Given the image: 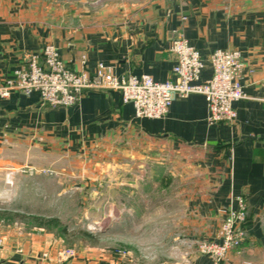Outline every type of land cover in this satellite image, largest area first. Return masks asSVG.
<instances>
[{
	"label": "crops",
	"instance_id": "obj_1",
	"mask_svg": "<svg viewBox=\"0 0 264 264\" xmlns=\"http://www.w3.org/2000/svg\"><path fill=\"white\" fill-rule=\"evenodd\" d=\"M25 2L0 0V81L31 56L42 59L45 44L55 45L75 71L93 73L103 64L119 78L148 75L160 82L175 79V37L200 51L201 81L212 74L215 49L241 52L246 97L233 103V124L210 123L199 93L175 98L163 118H147L113 89L87 90L68 107L44 106L37 92L15 91L0 100V150L4 140L31 136L76 152L98 146L141 167L155 156L152 169L168 173L176 189L156 192L162 203L152 213L145 209L150 215L143 225L162 232L158 246L177 249L171 264H214L198 252V243L216 237L238 197L247 204V238L219 264H264V0H143L120 18L77 11L52 19L34 14ZM61 248L49 234L0 242V264H136L108 251L61 260Z\"/></svg>",
	"mask_w": 264,
	"mask_h": 264
},
{
	"label": "rangeland",
	"instance_id": "obj_2",
	"mask_svg": "<svg viewBox=\"0 0 264 264\" xmlns=\"http://www.w3.org/2000/svg\"><path fill=\"white\" fill-rule=\"evenodd\" d=\"M27 1L34 14L52 19L77 11L120 18L143 0ZM2 143L0 242L19 244L49 234L62 246L59 252L108 251L136 264H171L177 249L158 246L162 232L154 225L150 228L153 223L143 225L150 209L162 203L156 192L176 189L168 173L152 169L155 156L141 167L134 159L124 162L122 154L98 146L76 152L31 136ZM51 218L59 223H38Z\"/></svg>",
	"mask_w": 264,
	"mask_h": 264
},
{
	"label": "built area",
	"instance_id": "obj_3",
	"mask_svg": "<svg viewBox=\"0 0 264 264\" xmlns=\"http://www.w3.org/2000/svg\"><path fill=\"white\" fill-rule=\"evenodd\" d=\"M171 52L176 62L174 80L156 81L148 75L117 77L111 67L99 64L93 73L75 71L67 66L53 44H45L42 59L33 55L27 66L14 70L13 75L0 81V100L13 92H37L41 103L48 107H68L78 104L87 90L113 89L121 93L124 103H132L138 117L163 118L175 98L193 93L205 96L208 121L212 124H233L237 119L235 101L246 97L241 82L244 62L237 49H215L210 55L212 74L201 81L205 61L200 51L184 36L171 41ZM238 208L230 209L214 239L198 243V252L210 256L214 264L225 259L232 249L242 247L247 238L248 209L243 197L237 198ZM47 254H45L46 256ZM75 250L65 249L59 259L73 257Z\"/></svg>",
	"mask_w": 264,
	"mask_h": 264
},
{
	"label": "trees",
	"instance_id": "obj_4",
	"mask_svg": "<svg viewBox=\"0 0 264 264\" xmlns=\"http://www.w3.org/2000/svg\"><path fill=\"white\" fill-rule=\"evenodd\" d=\"M38 223L40 226H48L50 224H57L59 223V220L57 218H51L50 220H48L47 222L46 221H43V220H38Z\"/></svg>",
	"mask_w": 264,
	"mask_h": 264
}]
</instances>
